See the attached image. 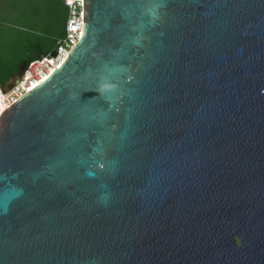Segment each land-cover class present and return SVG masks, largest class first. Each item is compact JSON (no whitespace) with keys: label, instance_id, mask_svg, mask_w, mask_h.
I'll use <instances>...</instances> for the list:
<instances>
[{"label":"water","instance_id":"1","mask_svg":"<svg viewBox=\"0 0 264 264\" xmlns=\"http://www.w3.org/2000/svg\"><path fill=\"white\" fill-rule=\"evenodd\" d=\"M82 8L0 118V264H264V0Z\"/></svg>","mask_w":264,"mask_h":264},{"label":"trees","instance_id":"2","mask_svg":"<svg viewBox=\"0 0 264 264\" xmlns=\"http://www.w3.org/2000/svg\"><path fill=\"white\" fill-rule=\"evenodd\" d=\"M6 12L16 29V44L21 58L14 62L11 70L0 77V84L12 73L26 69L38 57V53L50 54L65 36L68 7L64 0H7ZM30 38L33 39L29 42Z\"/></svg>","mask_w":264,"mask_h":264},{"label":"built area","instance_id":"3","mask_svg":"<svg viewBox=\"0 0 264 264\" xmlns=\"http://www.w3.org/2000/svg\"><path fill=\"white\" fill-rule=\"evenodd\" d=\"M64 3L68 7L65 36L59 39L54 54H44L30 62L23 70L22 78L6 91L0 89V118L24 93L33 88L34 82L44 80L45 76L59 67L69 50L81 37L84 19L83 0H64Z\"/></svg>","mask_w":264,"mask_h":264},{"label":"rangeland","instance_id":"4","mask_svg":"<svg viewBox=\"0 0 264 264\" xmlns=\"http://www.w3.org/2000/svg\"><path fill=\"white\" fill-rule=\"evenodd\" d=\"M7 5V0H0V77L8 73L12 64L21 58L20 51L15 47L18 35L11 23V16L6 12ZM32 41L30 38L29 42Z\"/></svg>","mask_w":264,"mask_h":264},{"label":"bare ground","instance_id":"5","mask_svg":"<svg viewBox=\"0 0 264 264\" xmlns=\"http://www.w3.org/2000/svg\"><path fill=\"white\" fill-rule=\"evenodd\" d=\"M45 78H46V76H45ZM45 78H44V79H45ZM40 81H41V80H37L36 82H34V84H33V86H32V87H35V86H37V85L40 83Z\"/></svg>","mask_w":264,"mask_h":264},{"label":"flooded vegetation","instance_id":"6","mask_svg":"<svg viewBox=\"0 0 264 264\" xmlns=\"http://www.w3.org/2000/svg\"><path fill=\"white\" fill-rule=\"evenodd\" d=\"M18 73H19V72H18ZM18 73H17V74H18ZM15 74H16V73H15ZM17 74H16V75H17ZM11 81H13V78H12V80H11Z\"/></svg>","mask_w":264,"mask_h":264}]
</instances>
